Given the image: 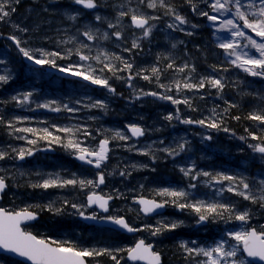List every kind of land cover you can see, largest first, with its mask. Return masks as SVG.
I'll return each mask as SVG.
<instances>
[{
    "label": "rangeland",
    "instance_id": "rangeland-1",
    "mask_svg": "<svg viewBox=\"0 0 264 264\" xmlns=\"http://www.w3.org/2000/svg\"><path fill=\"white\" fill-rule=\"evenodd\" d=\"M98 2L100 7L86 9L73 3V0H20L16 5L17 11L8 20L0 22V60L4 61L0 64V75H11L7 84L0 83V117L4 120V123H0V151L10 153V158L0 160V175L6 176L9 185L0 207L19 211L27 206H43L55 202L54 207L63 208V212L57 215L46 209L41 211L33 207L31 210L38 213L39 219L33 226H26L27 230L41 237L71 241L76 246L87 249L128 248L134 246L139 239H145L154 246V250L161 253L163 264H194V261L186 259L187 253L180 248L181 242H187L189 247L213 246L227 231L240 230L242 227L240 222L225 223L209 220L197 224L198 217L190 209L181 210L171 204L166 206L165 214L146 217L133 202L140 197L160 200L161 197L157 196L156 192L162 188L183 189L191 194L190 200L235 204L237 210L250 212L251 226L258 227L264 224V209L258 204H252L227 191L217 195L220 184L209 185L206 183L208 178L203 176L192 181L180 171L181 167L194 166L196 172L207 171L212 174L246 177L247 182L259 186L258 180L264 179V161L247 146V143H256V141L249 138L245 143L239 139V136H247L245 128L259 133L261 126L249 120L250 123H247L243 129L233 127L232 116H229L231 109L229 108L227 113H224V109L228 108L229 104H235L240 109H246L248 114L264 107V78L249 76L241 69L232 66L225 59L223 49L217 47L220 42L217 36L223 38L228 37L229 34L216 32L215 27L218 26H210L206 18L193 12L186 0H166V3L175 9V13L187 19L188 23L184 25H179L174 15L164 14L165 9L159 7V0L155 10L140 5V10L145 14L159 16L160 19L150 22L155 25L151 35L148 38H141L139 40L141 47L133 49L131 53L123 49L130 48L134 38L142 37L141 31L127 27L130 21L125 17L123 39L117 40L111 36V33L119 29H109L108 22L115 23L118 11L122 10L121 5H124L123 10H127L128 7L136 8L138 0H98ZM192 3L198 9L208 10L203 0H192ZM69 15H77V19L72 21L68 19ZM97 15L105 19L96 21ZM229 18L231 16L222 17V19ZM169 24L179 25L183 31L169 28ZM193 24L198 27L193 28ZM13 25L27 28L28 31L21 32ZM86 25L99 29L101 34L108 32L109 39L87 41L80 35ZM188 32L193 35H187ZM9 35H16L22 41H26L22 45L26 48L42 49L46 52H64L68 48H74L77 46L76 42L67 44L59 42L76 37L77 40L90 45L92 49L90 55L96 56L100 52L115 53L133 63V73L139 69H147L148 71L143 73L146 75H151L150 69L153 66L163 69L173 60L177 65L187 62L195 67V72L191 73L193 82L203 76H214L222 78L226 86L221 93L208 86L199 91L177 92L173 88L171 92H167L158 85L160 83L169 85L174 79H183L188 74L187 71L178 73L168 69L162 73L159 82L154 77L149 81L136 76L130 82L132 86L129 87L127 73H119L125 79H116L112 73L105 70L103 75L110 77L109 83L116 90L112 93L107 88L93 85L89 81L76 83L61 80L47 72V68H52L47 65L35 68L34 63L24 57L15 44L7 38ZM251 35L259 39L254 33ZM174 43L177 45L176 48L172 47ZM245 50L250 55L258 56L254 49ZM36 55L39 58V53ZM101 60H104L103 55ZM112 62L119 65V61ZM81 63L85 62L80 61L75 55L68 59L57 60L60 66ZM87 63H91L92 67L97 69L96 74L101 75L98 71L102 67L101 64L95 60ZM213 65L216 66V70L213 69ZM224 68L228 70L224 71ZM141 90L172 95L178 99L188 98L192 108L185 104L174 105L171 101L158 97L140 95ZM28 92L32 93L29 101L18 104L12 100L13 96L22 97V94ZM77 101L80 103L77 104ZM95 101H103L106 107H84ZM43 104H51V107L59 106L62 110L55 112L51 107H38ZM65 104L79 108V111L71 113L63 110ZM193 108L196 110L194 111ZM177 109L181 120L204 119L212 116V109H215L217 113L223 115V126L231 131H218L197 124H184L177 119L172 121L165 119L170 113L175 116ZM90 117L94 119H89ZM9 121L16 128H33L38 130L39 134H42L39 130L47 128L53 135L64 138V142L67 140V134L57 129L64 127L75 129L84 126L92 135L84 137L77 132L76 138L83 141V146L95 148L101 139L108 137L111 149L109 159L102 169L81 165L76 162L75 154L65 149L62 144L39 140L32 133L15 132L8 127ZM129 125H138L145 129V136L132 139L127 131ZM116 131H120L128 139H111ZM208 135L212 136V140L205 139ZM19 136L37 139V144L29 145L27 139H17ZM185 141H187L185 151L178 156L171 157L160 151ZM22 147L32 148L35 155L32 158L26 156L20 163L11 149ZM48 147L55 149L54 155L48 153ZM41 150L47 152L42 153ZM145 151L154 154L156 159L154 160L151 154H142ZM145 165L147 167H144ZM98 171L105 173V183L95 189L68 186L44 190L30 186L48 178L49 175L56 174L62 179H71L75 176L77 179L96 180ZM121 171L130 175L121 176ZM190 183H196V188H190ZM223 183L226 186L228 182ZM91 191L104 196H113L114 201L109 206L107 215L95 207L87 206L86 198ZM118 193L121 195H117ZM65 200L69 201L68 205H64ZM71 203L86 205L82 209L85 216L96 213L97 220L108 215L124 216L133 227L137 228H143L144 225L156 226L158 221H182L183 224L174 231H166L157 236H152L149 231H138L129 237L92 223H85L80 218L82 216L71 208ZM230 243L235 242L230 241ZM119 255L123 257L121 264H132L127 261L125 254ZM245 259L248 260L246 257ZM88 260L89 264H113L108 257L88 258ZM0 264L24 263L0 256Z\"/></svg>",
    "mask_w": 264,
    "mask_h": 264
},
{
    "label": "snow or ice",
    "instance_id": "snow-or-ice-1",
    "mask_svg": "<svg viewBox=\"0 0 264 264\" xmlns=\"http://www.w3.org/2000/svg\"><path fill=\"white\" fill-rule=\"evenodd\" d=\"M191 5L193 12H196L199 16L204 17L210 22V26L215 27L216 32H227L228 37H219L217 40L220 42L217 47L223 49L225 59L234 67L241 69L252 77L264 78V0H203V3L207 6L208 10L198 9L192 0H186ZM20 3V0H0V22L8 20L13 13L17 11L16 5ZM73 3L83 6L86 9H96L100 7L98 0H73ZM140 5H146L148 9L155 10L158 6L157 0H138L137 7H128L124 9V5H121L120 11H118L115 18V23L108 22L109 29H119L111 33L117 40L123 39V20L128 18L130 23L127 27L132 29H138L142 33V37H136L131 42L130 48H124L123 51L131 53L133 49L141 47L139 40L141 38H148L154 24L151 21L160 19L159 16L148 15L140 10ZM159 7L165 9V15H174V19L179 21V25L188 23L187 19L177 13L175 9L166 0H159ZM78 15V14H77ZM77 15H69L68 19L75 21ZM231 16L229 19H222V17ZM105 18L97 15L96 21H101ZM179 25L169 24V28L183 31L179 28ZM21 32H27V28H20L19 25H13ZM193 28L198 27L193 24ZM79 31V30H78ZM251 33H254L255 39ZM87 41H94L97 39H109V33H100L99 29H93L91 26L86 25L84 30L80 32ZM187 35L191 36L193 33L188 32ZM215 35V33H214ZM11 40L19 52L26 57L29 61H32L35 65L41 67L47 65L52 68L58 69L61 73H67L72 76H77L85 81H89L93 85L107 88L110 92L115 93V88L109 83L110 77L103 75L105 70L112 73L116 79H125L119 75V73H127L126 79L131 87V81L140 76L144 80H149L154 77L159 82L162 73L168 69H172L178 73H185L183 79H174L171 84L165 85L160 83V88L166 89L167 92H171L173 88L177 92L183 90L187 91H199L206 86L214 88L218 93H221L225 88V83L222 78L214 76H203L198 81L193 82L191 73L195 72V67L185 62L182 65H177L175 61H171L166 65V68H160L153 66L150 69L151 75L143 74L147 72V69H139L133 73V63L124 59L122 56L100 52L96 56L90 55L92 49L90 45L84 41L77 40L76 37H70L68 40L60 41L59 43L67 44L76 42L77 46L74 48H68L64 52L51 51L46 52L42 49L32 50L22 46L26 41H22L21 38L16 35H9L7 37ZM242 41H244L242 43ZM183 43V41H180ZM176 44H172L173 48H176ZM245 49H254L257 55H250ZM36 53H39V58ZM73 55L77 56L80 61L85 62L81 64H69L67 66H60L57 64L58 59H68ZM101 55L104 56V60H101ZM95 60L102 67L98 69L101 75H97V69L93 68L89 61ZM108 61V62H105ZM112 61H119V65ZM4 61L0 60V64ZM216 70V66H212ZM227 71V68L223 69ZM11 79L10 74L0 75V83L7 84ZM140 95L153 96L159 99L171 101L174 105L185 104L189 108H192V104L188 98L178 99L172 95L162 94L155 91L144 92L141 90ZM32 96L31 92L24 93L21 96H13L12 100L18 104L29 101ZM139 95L137 96V99ZM54 103V102H53ZM80 101H77L79 104ZM227 103V102H226ZM38 107H51V104L38 105ZM87 108H105L106 105L103 101H95L91 104L84 105ZM236 107L235 104H229V107L224 109V113H227L229 108ZM52 111L59 112L61 107H51ZM63 110L74 113L78 112L79 108L69 107L67 104L63 105ZM195 111L196 109L193 108ZM247 120H251L261 126L259 133L250 131L245 128L247 136H239L241 141L247 143L250 138L256 143H247L248 148L255 154H259L262 161H264V107L258 110L251 111L244 117ZM89 119H94L90 117ZM166 120L172 121L173 119L181 120L179 115V109L177 114H169L165 117ZM232 119L240 120V116H234ZM184 124H197L208 129L222 130L224 132H230L231 130L223 126L224 120L221 113H217L215 109H212V116L204 119L194 120L186 118L181 120ZM0 123H4L3 117H0ZM8 127L12 128L15 132L32 133L36 135L39 140H46L50 143L62 144L65 149L71 150L76 158L89 165H93L96 169H102L106 166V161L109 159V143L110 139L105 137L99 141V144L95 148L83 146V141L76 138V133L80 132L84 137H90L92 133L87 130L86 127L81 126L78 128H59L57 131L67 134V140L64 142V138L53 135L47 128L38 130L33 128H16L15 125L9 121ZM129 131L134 137H141L145 134V129L138 125H129ZM235 135V133H233ZM17 139H27L24 136H19ZM111 139L127 140L128 137L123 135L120 131H116ZM207 140H212V136L205 137ZM29 145H36L37 139H27ZM163 143V141H161ZM187 141L178 143L175 147H165L160 151L166 153L168 156L175 157L185 151V144ZM11 151L15 153V158L24 160L26 156L33 155L32 148H12ZM144 155H152L155 160L154 154L145 151ZM10 158L8 151H0V160ZM135 167V166H134ZM144 167H147L146 165ZM180 171L186 177H190L192 181L198 180L200 176L207 177L206 183L209 185L215 183L220 184L221 187L217 190V195H222L225 191L233 193L236 196L242 197L246 201H250L252 204H258L260 208L264 209V179L258 180V187L256 184H250L247 182L246 177H237L229 174H212L207 171L196 172L194 166L190 168H180ZM111 173H109L110 175ZM130 175L125 171H121L120 175ZM74 176V174H73ZM228 182L225 186L223 182ZM105 183V173L103 171L97 172L96 180L85 179H62L59 174L55 176L49 175L48 178L32 183L30 186L33 188H41L48 190L50 188H64L68 186H79L80 188H98ZM7 178L4 175H0V193H4L8 188ZM196 183H190V188H196ZM121 195V194H117ZM156 195L161 197L160 200L147 199L144 197L138 198L135 202L141 205L140 211L144 214H150L156 212L159 209L171 204L178 209H190L198 217L197 224H201L211 220L212 222L223 221L230 223L232 221H239L242 227L238 231H227L224 236L216 241L213 246L210 247H189L187 242H181L180 248L183 252L187 253L186 259L194 261V264H250L249 260H259L264 262V224L258 227H253L250 224L251 215L248 210L239 211L235 204L223 203L220 201L206 202L204 200H190V193L183 189L162 188L156 192ZM113 199V196L100 195L95 191H91L87 195V206L95 205L103 212H109V201ZM64 205H68L69 201L65 200ZM55 202H50L46 205L27 206L19 211L7 210L0 207V250H4L9 253H13L24 260L30 262V264H89L88 258L95 257H108L113 264H121L120 253L126 255L127 259L133 262H144V264H162L161 253L154 250V246L151 243L145 241V239H139L134 246L128 248H101V249H87L76 246L71 241H61L51 238H45L34 234L27 230L26 222L34 221L38 218V213L31 210L33 207L39 208L41 211L48 210L54 214H61L63 208L54 207ZM71 208L76 211L77 214L85 219H98L96 213L85 216V212L82 211L86 205L71 203ZM105 219L112 224L118 226L127 232L149 231L152 236H157L166 231H174L180 227L182 221L164 222L158 221L156 226L144 225L143 228L133 227L124 216L108 215L106 217H99ZM234 241L235 243H230ZM196 244L195 241H192Z\"/></svg>",
    "mask_w": 264,
    "mask_h": 264
},
{
    "label": "water",
    "instance_id": "water-1",
    "mask_svg": "<svg viewBox=\"0 0 264 264\" xmlns=\"http://www.w3.org/2000/svg\"><path fill=\"white\" fill-rule=\"evenodd\" d=\"M52 73H54V74H56V75H58V76H60V77H62V78H64V79H69V78H71V79H73V78H76L75 76H72V75H69V74H65V73H61V72H59V71H57V70H50ZM129 130V129H128ZM130 132V131H129ZM131 133V132H130ZM134 137V136H133ZM135 139L137 138V137H134ZM77 159V158H76ZM77 161L79 162V163H83L82 161H80V160H78L77 159ZM148 199V198H147ZM87 200V199H86ZM110 202V201H109ZM136 203V202H135ZM136 204H138V203H136ZM139 205V204H138ZM140 206V208H141V205H139ZM89 207H95V205H92V206H89ZM97 207V206H96ZM98 208V207H97ZM164 209H165V207L164 208H162V209H159V210H157L156 212H153V213H150V214H144L143 212H141L143 215H145V216H154V215H158V214H161V213H163L164 212ZM100 210V209H99ZM101 212H103L102 210H100ZM105 213V212H104ZM82 219L85 221V222H87V223H95L96 225H98V226H102V227H110V228H112V229H114V230H116V231H119V232H122V233H125V234H128V235H132V234H134L135 232H127L126 230H124V229H121V228H119L118 226H116V225H114V224H112L111 222H109V221H107V220H102V221H97V220H92V219H85L84 217H82ZM0 253H3V254H6V255H9V256H11V257H15V258H17V259H19V260H21V261H23V262H25V263H27V264H30V262H28V261H26V260H24L23 258H21V257H19V256H17V255H15V254H13V253H9V252H6V251H4V250H0ZM251 259V258H250ZM130 261V260H129ZM253 262H255V263H260V264H264V262H261V261H259V260H252ZM130 262H133V261H130ZM138 263H140V264H144V262H138Z\"/></svg>",
    "mask_w": 264,
    "mask_h": 264
},
{
    "label": "trees",
    "instance_id": "trees-1",
    "mask_svg": "<svg viewBox=\"0 0 264 264\" xmlns=\"http://www.w3.org/2000/svg\"><path fill=\"white\" fill-rule=\"evenodd\" d=\"M230 109L231 110L229 112V116H232V117H234V116H240L241 117V119L238 120V121L235 120V119H232V117H231V120L234 122V123L231 122V125L233 127H237V128L240 127V128L243 129L244 127L247 126V123L252 122V121L249 122V120H247V119L244 118V117L247 116V110L246 109L244 110V109H240L238 107H232ZM239 130H241V129H239Z\"/></svg>",
    "mask_w": 264,
    "mask_h": 264
},
{
    "label": "flooded vegetation",
    "instance_id": "flooded-vegetation-1",
    "mask_svg": "<svg viewBox=\"0 0 264 264\" xmlns=\"http://www.w3.org/2000/svg\"><path fill=\"white\" fill-rule=\"evenodd\" d=\"M6 193H7V191L5 190V192L3 193V195H5ZM3 195H2V198H1L0 203L4 200ZM32 223H33V224H29V223L26 222V226H29V225H32V226H33L36 222H35V223L32 222Z\"/></svg>",
    "mask_w": 264,
    "mask_h": 264
},
{
    "label": "bare ground",
    "instance_id": "bare-ground-1",
    "mask_svg": "<svg viewBox=\"0 0 264 264\" xmlns=\"http://www.w3.org/2000/svg\"><path fill=\"white\" fill-rule=\"evenodd\" d=\"M11 162V161H10ZM12 163V162H11Z\"/></svg>",
    "mask_w": 264,
    "mask_h": 264
}]
</instances>
